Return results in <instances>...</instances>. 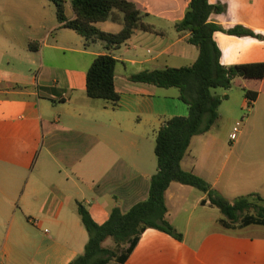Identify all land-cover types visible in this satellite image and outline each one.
I'll use <instances>...</instances> for the list:
<instances>
[{
    "label": "crops",
    "instance_id": "1",
    "mask_svg": "<svg viewBox=\"0 0 264 264\" xmlns=\"http://www.w3.org/2000/svg\"><path fill=\"white\" fill-rule=\"evenodd\" d=\"M129 1L147 14L144 22L153 30H137L110 50L101 41L86 44L58 19L49 26L40 12L22 17L29 31L21 36L4 31L8 36L7 44L0 46V264H70L89 241L82 210L102 225L112 209L126 213L149 196L158 171L157 133L172 117L187 116L189 107L178 88L134 82L132 76L191 66L200 52L189 42L190 33L174 26L191 0ZM209 1L227 6L226 12L211 16L212 22L225 29L243 25L262 36L216 32L221 63L264 62V0ZM67 13L74 18L70 5ZM110 19L119 23L118 30H103L100 23L97 27L120 32L124 15L115 11ZM105 53L118 61L117 109L86 93L87 72ZM244 80L241 87L258 92L254 109L257 104L264 107V79ZM230 90L216 93L224 97L219 119L210 131L192 138L181 166L233 202L241 196L264 195V152H252L254 137L243 144L238 140L245 125L255 127L251 120L257 118L248 116L237 139H230L233 130L222 124L229 117L220 110L232 99ZM241 105L248 106L246 97ZM166 201L167 220L183 238L149 228L124 263L113 258L107 264H264V226L225 227L224 215L207 194L177 182L168 188ZM103 246L116 248L111 238Z\"/></svg>",
    "mask_w": 264,
    "mask_h": 264
},
{
    "label": "trees",
    "instance_id": "2",
    "mask_svg": "<svg viewBox=\"0 0 264 264\" xmlns=\"http://www.w3.org/2000/svg\"><path fill=\"white\" fill-rule=\"evenodd\" d=\"M55 4L59 23L66 29L81 35L85 43L101 41L107 50L126 43L137 30L152 31L144 22L147 14L136 3L129 0H48ZM74 18L69 17V5ZM224 4H211L209 0H191L181 21L175 23L178 32H189V42L199 48V56L191 66L166 67L134 74V82L152 84L161 88H178L180 99L189 107L187 116H174L159 129L156 136L155 154L158 171L151 179L147 200L136 204L124 213L120 208L111 210L109 220L100 225L86 210L80 212L82 222L89 234V241L82 255L70 264H107L115 258L124 263L133 252L143 232L157 229L182 239L167 220L166 193L173 182L192 186L207 194L211 205L224 215L223 225L235 227L264 226V199L260 194L238 197L229 201L204 178L182 168L181 162L187 154L193 137L211 130L219 119V107L224 97L214 90L232 88L235 79H264V62L225 66L221 63V50L214 40L216 32L238 37L261 38L254 30L236 25L225 29L210 20L213 14L226 12ZM119 11L124 15V26L118 33H107L97 27ZM34 48L33 45H30ZM118 61L111 53L98 55L87 72V96L106 101L113 109L120 107L121 95L115 87V68ZM245 90L248 107L257 100L258 92ZM252 209L256 214L249 213ZM241 214H245L240 218ZM111 238L115 249H108L103 243Z\"/></svg>",
    "mask_w": 264,
    "mask_h": 264
},
{
    "label": "rangeland",
    "instance_id": "3",
    "mask_svg": "<svg viewBox=\"0 0 264 264\" xmlns=\"http://www.w3.org/2000/svg\"><path fill=\"white\" fill-rule=\"evenodd\" d=\"M0 6H4L3 9H0V46H5L7 41L5 40L7 33L4 31L13 32L14 36H21L22 33H26L29 31L24 25L22 17L35 15L36 13H43L46 15V23L51 26L57 23L56 17V6L54 3L48 0H0ZM119 12V11H117ZM121 13V12H119ZM122 14V13H121ZM99 27L103 30H118L119 23L114 22L112 19L102 22L99 24ZM10 28H15L16 32L12 31ZM39 29V33H40ZM73 35H77L72 30H66ZM77 37V36H76ZM241 82H237L236 85L233 84L232 90L229 91V94L233 93L232 99L227 102L225 100V104L220 109L222 113L229 117V120H224L222 122L223 126L230 125L229 130H233V126H235L236 120L239 121L240 129H244L243 121L250 116L251 119L257 118L256 125L254 127L253 124H246L245 129L240 133L239 139L240 142L246 143L247 139L250 137H254L253 140V151L254 153H263L264 152V107L261 104H257L254 109V103L251 104L250 107L243 106L245 99V88L241 87L239 83H245L246 80L240 78ZM253 83L252 81H250ZM245 86V85H244ZM225 90L222 88H217L214 90L215 93L222 94ZM241 105V107H240ZM255 131V132H254ZM230 146L232 143H228ZM264 199V195H262ZM260 204H264V200L260 202ZM249 213L256 214L257 211L252 209ZM245 214H241L240 218H242ZM241 219L238 223H236V227H240ZM110 245V244H109ZM112 245V244H111ZM114 245V244H113Z\"/></svg>",
    "mask_w": 264,
    "mask_h": 264
},
{
    "label": "built area",
    "instance_id": "4",
    "mask_svg": "<svg viewBox=\"0 0 264 264\" xmlns=\"http://www.w3.org/2000/svg\"><path fill=\"white\" fill-rule=\"evenodd\" d=\"M240 125H241V124L238 122V123L234 126L233 131H232V133H231V135H230V139H231L232 141L237 139L238 134H239V132H240Z\"/></svg>",
    "mask_w": 264,
    "mask_h": 264
}]
</instances>
